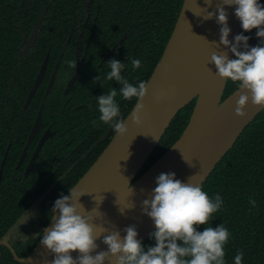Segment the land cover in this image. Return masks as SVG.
<instances>
[{"label": "flooded vegetation", "instance_id": "obj_1", "mask_svg": "<svg viewBox=\"0 0 264 264\" xmlns=\"http://www.w3.org/2000/svg\"><path fill=\"white\" fill-rule=\"evenodd\" d=\"M33 1L19 0L13 15H16L22 7L32 9ZM260 3L264 4V0H260ZM105 5L107 4L99 3V0L98 2L86 0V8L79 9L69 20L71 27L66 44L59 57L55 55V61H50L52 47L48 49L45 59L41 62L40 58L33 60L30 56L29 60H26L27 57L23 60L22 57L30 51L41 50L36 47V43L39 37L41 39L40 32L44 29V25L48 24L46 13L48 6L44 7V12H38L29 35L16 23V26L22 30V40L18 49L21 61L14 63L15 68L12 73L7 75L0 73V217L2 222L9 221L5 208L11 204V180L23 181L32 176L39 184V188L35 184L36 194L39 192L41 194L29 204L28 202L23 204L24 200L20 202L21 205L16 207L17 217L6 231V222L4 225L1 223L0 241L54 183L58 181L59 183L40 207L14 231L8 244L0 245V264H13L11 256L17 264H21L18 259L27 258L35 250L41 240L43 229L47 228L53 218L52 214L45 225L46 216L51 214L54 192L58 190L62 182L81 173L83 161L86 164L95 158V162L114 138L116 133L112 126L99 120L97 101V97L105 95L111 88H116L118 91L120 87L115 81L104 79L110 71L108 62L115 59L125 63L126 68L121 74L134 86L137 85V77L129 65L132 57V51L129 49L134 51L138 47L140 20L125 16L124 18L130 19L121 21L118 25L119 22H115L126 14L124 9L118 6L119 3L115 9L111 6L101 9V6ZM130 6L133 5L126 3L125 8ZM130 12L131 10L128 13ZM110 13L113 17L109 15ZM179 14L180 12L177 14V19ZM50 18H53V14ZM167 18L164 21L161 20L164 24L163 30L159 33L160 38L164 37L169 29ZM55 27L52 33L57 31V24ZM34 33L35 40L31 41ZM241 34L250 37V47L264 46L257 38L255 30L247 33L242 29ZM51 40L55 42L56 36ZM48 55L49 59L45 72L41 75V82L33 98L28 102ZM66 56L67 59L64 61ZM72 60L76 61L75 69L68 66L67 61ZM98 75L100 79H97ZM228 89H230V81L227 82L224 98L230 95V92H227ZM39 92H44L41 99ZM48 99L53 101L45 113L44 107ZM116 100L121 113L117 119H126L136 103L131 108L133 99L124 100L119 94ZM127 110L130 111L127 112ZM40 112L42 113L39 130L28 144ZM93 121L96 122L95 125ZM35 154L36 158L28 170Z\"/></svg>", "mask_w": 264, "mask_h": 264}, {"label": "water", "instance_id": "obj_2", "mask_svg": "<svg viewBox=\"0 0 264 264\" xmlns=\"http://www.w3.org/2000/svg\"><path fill=\"white\" fill-rule=\"evenodd\" d=\"M225 11L228 12V26L231 29L229 40L234 42L235 36L241 34L242 27L234 14V6H225ZM207 12H217V0H212L211 6L205 0H184L165 50L148 80V95L143 101L145 109L140 114L141 123L137 125L132 121L134 106L125 119L127 134L121 137L116 133L111 143L72 188L86 194L80 198V203L88 211L93 209L94 216H99L94 222L102 224L109 232L120 231L121 237L125 235L123 230L133 225L141 243L155 232L153 221L143 212L142 202L151 199L157 186L156 179L161 173H175L176 179L184 183H188L191 178L192 183L202 187L244 130L264 110L249 102L245 109L247 117L240 119L235 115V107L243 90L238 88L224 98L228 81L215 77V67L208 61L213 51L226 49L213 44L219 43L221 26L214 18L205 20ZM35 33L31 41L35 40ZM229 56L235 58L231 53ZM48 59L49 55L28 102L41 82ZM209 68L212 72H209ZM162 93H166V97L158 99ZM193 101L196 103L181 137L150 165V158L178 112ZM41 113L28 144L39 130ZM145 166L147 168L144 170ZM58 183H54L9 229L0 245L8 244L14 231L40 207ZM132 205L134 207L129 208ZM56 215L58 217L59 213ZM52 223L50 221L47 228H51ZM102 239L96 241L99 246L97 251L107 250ZM72 255L76 258L78 253ZM53 258L40 240L27 258L18 261L21 264H51Z\"/></svg>", "mask_w": 264, "mask_h": 264}, {"label": "clouds", "instance_id": "obj_3", "mask_svg": "<svg viewBox=\"0 0 264 264\" xmlns=\"http://www.w3.org/2000/svg\"><path fill=\"white\" fill-rule=\"evenodd\" d=\"M205 3L211 6L212 0H205ZM225 6H234L243 32L255 30L257 38L264 44V4L260 0H217V12H207L204 16L205 20L214 18L221 26L219 43L213 44L226 49L213 51L208 63L214 65L215 77L231 81L243 90L236 101L235 115L245 119L249 102L264 108V46L250 47V37L243 34L236 35L234 42L229 40L231 29ZM229 53L235 58H230ZM67 63L70 68H76L75 60ZM107 65L110 71L104 79L115 81L120 87L118 91L111 88L105 95L97 97L99 120L123 137L128 128L125 119H117L121 113L116 97L119 94L124 100L135 98L131 118L139 125L149 82L141 81L134 86L121 74L126 68L125 63L113 59ZM131 66L133 70L139 69L142 61L132 59ZM208 70L212 72L211 68ZM97 79H100L99 75ZM166 95L162 93L158 99H164ZM156 185L151 199L142 202L144 214L153 221L156 229L152 234L155 245L147 249L137 238L134 225L126 227L125 235L121 237L120 231L109 232L102 224H96L94 220L99 216H94L93 209L88 211L80 203V198L86 194L69 189L68 195H62L54 203L52 227L41 233L42 246L54 257L51 264H226L225 246L231 233L222 223L217 227L210 226L213 214L224 205L221 195L217 193L210 197L199 184L192 183L191 178L184 183L176 179L175 173H161ZM249 203L256 206L253 198ZM132 207L134 205L129 208ZM96 211L100 213L98 209ZM201 226H204L203 231L198 230ZM101 237L107 250L97 251L96 241ZM73 253H78L76 258ZM243 257L244 252L238 251L234 264H242Z\"/></svg>", "mask_w": 264, "mask_h": 264}, {"label": "trees", "instance_id": "obj_4", "mask_svg": "<svg viewBox=\"0 0 264 264\" xmlns=\"http://www.w3.org/2000/svg\"><path fill=\"white\" fill-rule=\"evenodd\" d=\"M19 0H0V73L7 75L14 71V63L20 62L19 46L22 40V30L16 26V23L24 28L29 35L32 32L33 25L40 11L44 12V7L48 6L47 21L44 29L40 32L36 47L40 48L39 52L30 51L23 55V60H29V57L40 58L43 61L48 53V49L52 47L50 61H55V55L59 57L62 48L65 46L68 31L70 29L69 20L76 14L79 9H85L86 0H34L32 9L22 7L16 15H13L14 9L18 7ZM184 0H99L101 9L111 6L124 9L125 15H122L115 23L129 20L125 16L139 18L140 34L137 38L138 47L132 51V57L129 60L131 66L132 59H140L142 66L139 69H132L133 74L137 77V85L141 81H148L158 64L166 44L174 29L177 14L181 11ZM98 2V0H96ZM126 3L133 5L126 7ZM48 4V5H47ZM94 5H96L94 3ZM131 10L130 13H128ZM53 14V18L50 16ZM32 15V16H31ZM113 17V14H109ZM176 17L174 18V16ZM168 16V18H167ZM169 20V29L165 36L160 38L159 33L163 30L161 22L166 18ZM15 19V20H14ZM114 23V24H115ZM57 31L52 33L56 29ZM101 26V23L99 22ZM56 36V40H51ZM54 42L52 45L51 43ZM36 50V49H35ZM104 54V52H103ZM67 56L63 59L66 61ZM48 79V78H47ZM238 88L237 84L230 81V89L227 92L233 93ZM44 92H39L41 99ZM226 94V93H225ZM226 97V96H225ZM52 99H48L44 112L46 113ZM136 103L135 98L132 100V106ZM196 101L188 104L184 109L178 112L166 134L161 139L157 149L149 160L151 165L165 151H167L183 134L187 127ZM130 110H127V112ZM29 131V129H28ZM90 160L82 166L81 173L72 176L73 178L62 182L54 193L52 198L53 206L55 201L62 195H67L68 190L72 189L84 172L93 164ZM147 168L145 166L144 170ZM37 179L30 176L23 181L11 180L10 185V202L7 206L6 215L9 219L1 220V223L7 227L11 226L16 219V207L35 200L39 192L36 194ZM210 197H214L217 193L221 195L224 205L217 213L213 214L210 226L217 227L221 223L228 228L231 238L225 246L226 264H234V257L238 251L244 252L242 264H264V110L258 114L254 121L244 130L238 138L233 148L227 153L222 161L217 165L214 172L202 186ZM256 201V206L252 207L249 199ZM22 204V205H23ZM46 216V223L51 215ZM201 226L198 230L203 231ZM4 233V232H3ZM142 245L147 249L149 246L155 245V240L148 238ZM13 264H17L11 256Z\"/></svg>", "mask_w": 264, "mask_h": 264}]
</instances>
